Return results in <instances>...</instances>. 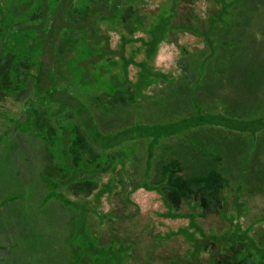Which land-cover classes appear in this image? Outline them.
<instances>
[{"label":"trees","instance_id":"trees-1","mask_svg":"<svg viewBox=\"0 0 264 264\" xmlns=\"http://www.w3.org/2000/svg\"><path fill=\"white\" fill-rule=\"evenodd\" d=\"M79 1L0 0V264H264V0ZM176 78L179 139L108 138Z\"/></svg>","mask_w":264,"mask_h":264},{"label":"rangeland","instance_id":"rangeland-1","mask_svg":"<svg viewBox=\"0 0 264 264\" xmlns=\"http://www.w3.org/2000/svg\"><path fill=\"white\" fill-rule=\"evenodd\" d=\"M67 1L68 0H66V2ZM68 2H70V0ZM71 2L73 4V3L80 2V1L79 0H71ZM149 8H151V7H149ZM127 13H130V11H127ZM54 33H56V32L53 31V35H54V37H56L55 36L56 34H54ZM54 37H49L47 39V41H46V44H47L46 46H47L48 50L50 48L52 49V47L54 46V40H55ZM51 52H52V50H51ZM86 57L87 58H91V56H89V55L88 56L86 55ZM86 70H85V74L88 73ZM144 71L146 72V74L149 73L148 70H147L148 72L146 70H144ZM155 71H159V69H156ZM99 72L98 71L97 72L95 71V73L93 72L91 74V77L93 75L99 74ZM152 72H154V71H152ZM181 72H183V71H181ZM186 72L187 71H184V77H185V73ZM116 75H117V73H116ZM179 77H181V76L179 75ZM114 78L117 79L118 75H117V77L115 76ZM119 78L121 79V76H119ZM128 80H129V78L126 79V81H128ZM130 80L134 81L135 79L134 78L132 79L131 76H130ZM145 80L146 79L142 78V75H141V77H139V80L135 81V83H138V84H136V88H139L138 92L141 89H143L144 86H147V90H145V92L151 91L152 93L156 92V94H161V92H162L161 88L162 87L159 85V83H156L155 81H153L151 79V82L148 83L149 84L148 85V84H146L144 82ZM175 80H173V79L172 80H168L167 79L166 82H168V83L165 84V86H164V87L168 86L167 90H166V92L163 93L164 94L162 96L163 98L160 99V100H164L165 104L163 106V109L160 108L158 110H155L158 113H153V117H152L151 121L140 122V120H139L135 124L129 125L126 128L117 127L119 129H122V132L118 133V134H113V133L112 134H108V136H109L108 138L112 137L115 142L116 141L118 142V141H123V139L126 138V136L128 137V139L130 137L133 139V137H136V136H138V137L139 136H141V137L148 136V137L145 138V141L148 142L149 140L151 141L153 139V137H154L153 133H160L161 136H163L162 139H164V138H166V140L173 139V138H178L179 139L180 138L179 134L175 133V132H177L179 130H181V131L184 130L185 131V129L187 128L188 124H191L193 121H196V117L192 118L193 121H191L192 119H190V118L186 119L185 116H184V118L183 117H179L178 119H175V120L163 117V116H169L171 114L176 115V116L185 115L184 114L185 113V106L179 105V97L178 96L181 95V92L179 90L176 92V89H175V88H177L176 85L178 83L182 82V80L181 79H177V78ZM49 83L50 82H47L46 80H44V82L41 85V89H42L41 90V94H43V95L52 94V93H55V91H57V90L59 92H61V89H62L61 87H54V85L49 84ZM172 88L174 90H172ZM100 94L103 95L104 93H100ZM55 95H56V93H55ZM61 96H63V94H61ZM138 99L140 100L141 97H138ZM135 101L138 102L137 99ZM197 110L195 112H197ZM154 116H159L160 118L159 119H155ZM210 118H213L212 120L215 121L216 124L217 123H222V124L225 123V121L223 119H221L220 116H217L216 114H215V116L213 115ZM177 120H179V122H177ZM120 122H122V119H121ZM120 124H123V123H120ZM112 125H118V123L114 122V124H112ZM180 133H182V132H180ZM93 136L95 138L99 139L98 140L99 143L102 141L101 143L104 144L103 140H102L103 139L102 135L99 136V134L96 133ZM104 139L107 140V137L105 136ZM179 146H181V145H178L177 148H179ZM120 149L124 150L123 147H120ZM222 150L224 152L223 154L225 155V161L228 163V165L233 167V168H237L238 169L240 167L239 161L237 162V161L231 160L230 156H231V154H236V156H237L238 153H239V148H236V147L234 148V146L225 143L222 146ZM257 151H258V157L264 158V140L258 146V150ZM239 158L242 159L243 156L240 155ZM237 210H236V213H237ZM12 232L9 234L10 238H11V239L10 238L9 239L11 241H17L19 245H31V248H32L31 250L33 252H36L35 254L39 253L38 252L39 251V246L36 243V240L31 238L32 236H34V234L32 233L33 231L32 232L26 231L24 234H19L18 232L17 233L15 232V235H14V232H13V234H12ZM34 237H36V236H34ZM58 237L61 238L60 236H58ZM19 251H20L19 248L15 249V252H19ZM35 254L33 256H31L29 254V251L26 249L25 250V254L23 253L22 256H21V257H24V258L21 259L20 261H23L24 264H43L40 260H43L44 262H46L44 260L46 257L45 258H41L40 254L37 255V256H35ZM52 261H53V259H51V262L48 263V264H54V262H52Z\"/></svg>","mask_w":264,"mask_h":264}]
</instances>
